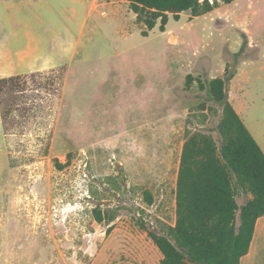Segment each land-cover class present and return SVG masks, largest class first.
<instances>
[{
  "label": "rangeland",
  "instance_id": "1",
  "mask_svg": "<svg viewBox=\"0 0 264 264\" xmlns=\"http://www.w3.org/2000/svg\"><path fill=\"white\" fill-rule=\"evenodd\" d=\"M50 1L0 27L7 41L44 38V50L65 63L27 73L25 91L2 96L0 111L8 115L0 150V264H161L140 221L156 231L175 222L174 173L186 131L221 140V105L197 80L187 87V75L206 85L226 76L229 95H244L243 118L264 137V53L253 42V34L264 37V0H213L212 11H185L170 18L165 32L157 27L148 37L127 0H103L120 12L117 24H103L113 15L101 9L107 15H100L99 29L83 25L87 11L79 5L70 19L71 0ZM64 40L77 50L75 60L60 54ZM12 97L17 102L10 110ZM140 126L148 128L136 150L140 155L142 148L143 167L140 156H131L129 138ZM172 126L167 168L149 170V149L168 141L157 130ZM247 198L240 194L238 201Z\"/></svg>",
  "mask_w": 264,
  "mask_h": 264
},
{
  "label": "trees",
  "instance_id": "2",
  "mask_svg": "<svg viewBox=\"0 0 264 264\" xmlns=\"http://www.w3.org/2000/svg\"><path fill=\"white\" fill-rule=\"evenodd\" d=\"M127 1L137 21L145 25L142 35L146 37L157 27L165 32L171 17L179 20L185 11L198 16L215 7L210 0ZM24 75L0 78V107L7 91L26 90ZM195 80L222 107L217 125L221 140L205 131H186L175 188V222L161 231L143 221L140 227L162 253L161 264H241L256 222L264 215V150L230 101L228 78L216 76L206 85L188 74L186 86ZM16 102L17 97H12L10 110ZM200 108L207 107L201 104ZM1 113L7 120L6 110ZM56 165L65 167L58 161ZM240 194L250 197L239 204ZM145 197L152 203L150 191H145ZM94 212L99 222L105 220L101 211Z\"/></svg>",
  "mask_w": 264,
  "mask_h": 264
},
{
  "label": "crops",
  "instance_id": "3",
  "mask_svg": "<svg viewBox=\"0 0 264 264\" xmlns=\"http://www.w3.org/2000/svg\"><path fill=\"white\" fill-rule=\"evenodd\" d=\"M42 1L46 2V4L51 5L50 0H0V27L2 26L5 21H8L10 23H13L14 20H16V13H21L23 9L28 8L31 6H38ZM64 1H70V0H64ZM72 1V7L69 8L68 11H70L71 17L70 19H74L76 16L77 9L75 8L77 5L81 6L82 8H85L87 11V18L86 22L83 23V25L86 27L89 23H91L92 26H96L99 29L101 25V9L111 10L112 11V19L107 20L103 22V24L108 23H118V13L120 12V9L117 5H113L111 2L109 6L105 4V1L103 0H71ZM128 2V1H127ZM76 5V6H75ZM112 7V8H110ZM110 8V9H109ZM110 11V12H111ZM136 15V14H135ZM25 18L23 21H25L30 26V19L28 16L24 15ZM35 19V16H34ZM253 42L256 47L259 48V52L264 53V37L263 35L258 36L257 34H253ZM146 37V36H145ZM128 38V37H127ZM22 40V39H21ZM46 43V40L44 38L38 39L33 34V36H29L26 41H20L18 38H14L12 41L4 40L0 37V78L2 77H8L12 75H20V74H27L35 71H41L49 68H54L59 65L65 64L64 60H54L52 56H50L45 50H44V44ZM15 44L17 45V49L14 51V49L11 48V46ZM62 47L60 49V54H68L72 53L74 55V58H71L72 60L76 59L77 50L71 49V47H68L66 41L61 42ZM19 45V46H18ZM22 45V46H20ZM42 45V47H41ZM257 48V49H258ZM62 56V55H61ZM88 57V56H87ZM90 58V57H89ZM59 59V58H57ZM88 59V58H84ZM223 76V75H220ZM229 94V93H228ZM244 96V95H243ZM234 99L232 97V94L229 95V99L234 105L235 109L241 116V118L246 123L247 127L251 131V133L254 135L262 149L264 150V137L263 135H258L254 132V125L249 124L251 121L248 119L247 121L243 118L244 109L242 105V100L244 97ZM165 120L164 118L162 119ZM175 124L177 122L175 117L172 120ZM171 122V121H170ZM173 124V125H175ZM163 130L160 131L157 130L156 135L163 137L162 139H168L166 141V145H164L162 141V146L155 149H149V161L153 165V167L149 170H163V167L167 168V165L169 164L170 159V151L169 147L172 146L173 143V137L175 135V126L170 127H161ZM132 132L130 135V139L134 142L131 144V147L134 146V151H131V156L133 158V155H137L140 157H135L137 160H140V166L143 167V155H142V148L140 149V155L137 153V143H140L141 146L143 145L144 140L147 141L148 136H146V131L148 128L145 126H140L136 128H131ZM170 132V135L168 134ZM169 136H167V135ZM134 139V140H133ZM170 139V140H169ZM6 141V133L4 131V125H3V118L2 113L0 111V150H4ZM184 138L182 139L179 147H178V165L176 167L174 178L175 181L177 180L178 175V169H179V163H180V157H181V151L183 146ZM161 154L165 156L164 160L161 161ZM165 162V164H164ZM165 171V170H163ZM248 198L250 195H247ZM239 202V201H238ZM240 204V203H239ZM162 254V253H161ZM163 255H161L162 259ZM241 264H264V215L260 216L256 222L254 235L252 238V242L250 245L249 252L244 255L241 259Z\"/></svg>",
  "mask_w": 264,
  "mask_h": 264
},
{
  "label": "built area",
  "instance_id": "4",
  "mask_svg": "<svg viewBox=\"0 0 264 264\" xmlns=\"http://www.w3.org/2000/svg\"><path fill=\"white\" fill-rule=\"evenodd\" d=\"M212 3H214V1L213 0H210ZM101 14L102 15H107V11L106 10H101Z\"/></svg>",
  "mask_w": 264,
  "mask_h": 264
}]
</instances>
